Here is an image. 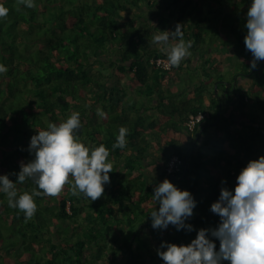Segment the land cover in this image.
Listing matches in <instances>:
<instances>
[{
	"label": "trees",
	"instance_id": "1",
	"mask_svg": "<svg viewBox=\"0 0 264 264\" xmlns=\"http://www.w3.org/2000/svg\"><path fill=\"white\" fill-rule=\"evenodd\" d=\"M0 3L10 10L0 19L8 69L0 74V175L17 182L21 161L34 159L31 137L73 112L81 142L105 145L113 164L100 199L66 186L59 198L34 197L27 222L0 191V264H164L163 242L187 245L218 227L211 205L222 187L234 193L241 170L264 155V61L252 69L244 43L251 0H35L20 11L16 0ZM177 24L192 55L159 66L167 55L153 36ZM240 77L251 84L240 86ZM200 111L209 115L191 129L187 120ZM122 126L127 146L113 150ZM173 154L183 159L175 174L166 169ZM165 179L197 201L186 221L193 231L152 227L154 187ZM16 186L18 195L39 191L31 179ZM209 238L218 251L219 239Z\"/></svg>",
	"mask_w": 264,
	"mask_h": 264
},
{
	"label": "clouds",
	"instance_id": "2",
	"mask_svg": "<svg viewBox=\"0 0 264 264\" xmlns=\"http://www.w3.org/2000/svg\"><path fill=\"white\" fill-rule=\"evenodd\" d=\"M17 11L20 5L35 8V0H16ZM9 8L0 3V19H7ZM121 15H125L121 13ZM247 34L244 38L246 50L251 52V68L264 61V0H251L247 11ZM179 38L178 42L172 41ZM152 43L160 46L167 55L168 66L179 67L191 57L193 41H185L181 25L175 31H160L153 36ZM8 69L0 64V74ZM97 115L107 118L103 109ZM83 127L80 114L73 112L66 121L49 123L46 130H39L30 140L29 152L34 155L30 162L21 161L17 182L8 175H0V191L6 194L9 207L19 209L25 221L31 220L37 212L34 197L59 198L65 187L71 193L81 195L91 201L100 199L105 185L110 183L113 164L109 161L110 151L105 145L88 147L81 142L80 130ZM128 130L120 127L113 150L127 146ZM16 175V173H13ZM31 179L38 187L32 193L18 195L17 183L24 184ZM227 181H222L226 184ZM154 199L158 209L150 213L154 229H167L169 225L177 230H194L186 221L194 215L197 201L192 193L179 189L169 179L154 187ZM211 211L218 215V227L200 229L197 237L187 245L163 242L158 255L164 264H264V155L251 160L237 177L234 193L222 187L218 201L211 205ZM211 237L220 241L219 250Z\"/></svg>",
	"mask_w": 264,
	"mask_h": 264
},
{
	"label": "built area",
	"instance_id": "3",
	"mask_svg": "<svg viewBox=\"0 0 264 264\" xmlns=\"http://www.w3.org/2000/svg\"><path fill=\"white\" fill-rule=\"evenodd\" d=\"M156 63L159 66H163L166 68H169L167 59L164 58H158L156 59ZM209 115L208 111H200L195 115H191L190 118L187 120V125L193 129L198 124L202 123L204 120H206V117ZM183 159L178 154H173L168 161L167 164V172L171 174H175L176 172H179L182 168Z\"/></svg>",
	"mask_w": 264,
	"mask_h": 264
},
{
	"label": "rangeland",
	"instance_id": "4",
	"mask_svg": "<svg viewBox=\"0 0 264 264\" xmlns=\"http://www.w3.org/2000/svg\"><path fill=\"white\" fill-rule=\"evenodd\" d=\"M225 9H231V6H226L225 7ZM154 20H156V18H154ZM214 26H215V29H216V27H217V23H215L214 22ZM224 56V55H223ZM218 57L219 58H221V59H224L222 56H221V54H218ZM225 57V56H224ZM197 63V62H196ZM195 65V62H193V66ZM97 67H98V64H96V66H95V68L93 69L94 71L97 69ZM185 71V70H184ZM184 73V72H183ZM130 76V75H129ZM128 78H127V76L126 77H124L123 78V82H126V80H127ZM228 83H230V82H228ZM239 83H240V86H242V87H245V88H247L250 84H251V80H248V79H244V78H239ZM174 84V86L176 87V85H178V87H180V86H182L180 83H174V82H172V85ZM184 84V83H183ZM183 87V86H182ZM185 87V86H184ZM215 90L217 91L218 90V86L217 87H215ZM219 90H222V86L219 88ZM178 137H179V134H176ZM158 146V145H157ZM156 146V147H157ZM158 148V147H157Z\"/></svg>",
	"mask_w": 264,
	"mask_h": 264
},
{
	"label": "crops",
	"instance_id": "5",
	"mask_svg": "<svg viewBox=\"0 0 264 264\" xmlns=\"http://www.w3.org/2000/svg\"><path fill=\"white\" fill-rule=\"evenodd\" d=\"M172 87H173L174 89H177V88H179V87H178V85H176V87H175V86H174V84L172 85Z\"/></svg>",
	"mask_w": 264,
	"mask_h": 264
},
{
	"label": "water",
	"instance_id": "6",
	"mask_svg": "<svg viewBox=\"0 0 264 264\" xmlns=\"http://www.w3.org/2000/svg\"><path fill=\"white\" fill-rule=\"evenodd\" d=\"M230 83H228V85H229ZM174 176V175H173Z\"/></svg>",
	"mask_w": 264,
	"mask_h": 264
}]
</instances>
